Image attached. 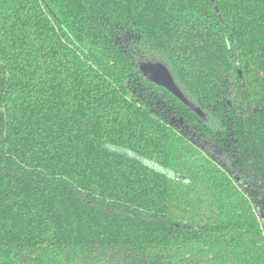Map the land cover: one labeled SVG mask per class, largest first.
Returning <instances> with one entry per match:
<instances>
[{"label": "trees", "instance_id": "obj_1", "mask_svg": "<svg viewBox=\"0 0 264 264\" xmlns=\"http://www.w3.org/2000/svg\"><path fill=\"white\" fill-rule=\"evenodd\" d=\"M0 264H264V0H0Z\"/></svg>", "mask_w": 264, "mask_h": 264}, {"label": "water", "instance_id": "obj_2", "mask_svg": "<svg viewBox=\"0 0 264 264\" xmlns=\"http://www.w3.org/2000/svg\"><path fill=\"white\" fill-rule=\"evenodd\" d=\"M141 71L148 80H150L151 82H153L158 86L165 88L180 101L186 102L185 96L183 95L181 90L177 87L172 77V74L164 64L145 63L141 66Z\"/></svg>", "mask_w": 264, "mask_h": 264}, {"label": "flooded vegetation", "instance_id": "obj_3", "mask_svg": "<svg viewBox=\"0 0 264 264\" xmlns=\"http://www.w3.org/2000/svg\"><path fill=\"white\" fill-rule=\"evenodd\" d=\"M201 114V112H199Z\"/></svg>", "mask_w": 264, "mask_h": 264}]
</instances>
